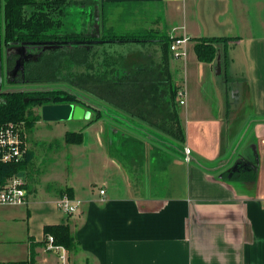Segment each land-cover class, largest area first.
I'll use <instances>...</instances> for the list:
<instances>
[{
	"label": "crops",
	"instance_id": "0c3cea01",
	"mask_svg": "<svg viewBox=\"0 0 264 264\" xmlns=\"http://www.w3.org/2000/svg\"><path fill=\"white\" fill-rule=\"evenodd\" d=\"M101 1L158 7L160 28L190 39L185 57H162L185 92L184 104L178 103L185 141L156 143L150 138L163 136L143 126L145 156L132 167L133 155L124 159L111 151L129 150L139 133L111 125L103 115L109 136L100 127L91 143L84 129L82 143L72 144L77 159L89 160L79 172L90 173L95 160L98 179L80 181L78 171L70 175L64 166L50 178L58 186L44 192L24 175L29 198L18 219L29 246H43L33 251L34 264H57V256L44 250L43 226L65 223L75 239V247L66 249L68 264H264V0ZM220 36L238 39L228 43L226 55L218 45L211 62L197 60L192 39ZM255 165V181L231 178ZM67 187L79 201L70 214L55 204ZM3 231L0 221V236ZM14 262L23 261H0Z\"/></svg>",
	"mask_w": 264,
	"mask_h": 264
},
{
	"label": "trees",
	"instance_id": "16d2710c",
	"mask_svg": "<svg viewBox=\"0 0 264 264\" xmlns=\"http://www.w3.org/2000/svg\"><path fill=\"white\" fill-rule=\"evenodd\" d=\"M87 2L91 3L89 0H0V48L7 50V69L19 71V77H8V88L0 90V125L23 121L29 127L38 119L29 112L33 106L71 102L95 111L98 119L99 113L104 112L102 105L98 107L97 104L103 103L107 113L123 114L183 143L185 132L177 111L178 88L171 82L167 66L148 59L136 65L132 72L120 74L116 58L110 61L106 56H99L103 53L99 48L110 43H155L169 48L170 37L152 30H109L104 24L103 8L112 4L102 1L96 5L99 10L95 6L97 11L89 12L91 29L60 30L68 10ZM237 39L225 36L193 38L194 53L197 60L211 62L218 45L226 55L228 43ZM20 47L24 52L21 65V54L17 51ZM225 58L227 60V56ZM58 82L59 85L53 84ZM63 140L67 144H80L83 134L66 131ZM28 162L29 152L20 162H0V183L13 174L23 173ZM256 177V165L249 171L231 173V178L255 181ZM63 195L72 197L71 188L62 189L60 196ZM49 234L65 249L75 247L67 223L44 225L42 242ZM30 248L29 260L34 264L32 244Z\"/></svg>",
	"mask_w": 264,
	"mask_h": 264
},
{
	"label": "rangeland",
	"instance_id": "374dc122",
	"mask_svg": "<svg viewBox=\"0 0 264 264\" xmlns=\"http://www.w3.org/2000/svg\"><path fill=\"white\" fill-rule=\"evenodd\" d=\"M91 3H84L82 6L77 5L75 7H71L68 10V15H66L62 20V27L60 30L64 29H72V30H79L85 28L86 30L91 29V22L92 20L89 18V12L93 9L95 12L99 10L96 5L100 2L96 0L98 3H93L95 0H89ZM95 6L96 9L95 10ZM160 9L158 7H146L142 5L137 6H124V5H105L103 8V12L105 15L104 24L106 27H109V30H114L118 32H125V31H132V30H152V31H159L161 34L167 35V27L164 26L160 28V24L157 22L158 15ZM96 24V22H93ZM170 43L176 37L174 34L169 33ZM190 39L188 38L187 41ZM194 41V40H192ZM170 46V44H169ZM188 44H186L187 48ZM19 51L21 50L18 48ZM4 58L5 53L7 50L4 48L3 50ZM100 57L103 58L106 56L112 61L113 59L116 60V65L119 67L120 74H126L133 71L134 67L138 64H141L145 61L153 60L154 62H162L163 58H174L172 53L170 52L169 48L162 47L161 48L157 44H141V43H110L105 44L103 47L99 48ZM163 53V54H162ZM171 54V55H170ZM163 55V56H162ZM104 62V60H103ZM103 66V65H102ZM3 69V70H2ZM2 73L4 72V66L1 67ZM4 76V75H3ZM173 81V78L171 79ZM5 82V77H3V81ZM54 85H59L58 83H53ZM7 82L3 84L2 88H8ZM44 86V85H39ZM0 89V90H1ZM79 105V104H78ZM105 106L103 103L97 104ZM102 108V107H101ZM88 110V109H87ZM90 111V110H89ZM102 111H104L102 109ZM178 117L180 106L177 105ZM31 114H35L38 119L34 121L32 125L26 126L24 125V131L26 135V145L29 152V164H32V168L34 171L30 174V167L25 170L24 174L30 179H35L38 182V187L41 188L44 192L52 190V186H58L57 183H54L50 179L51 177H58V169L66 168V171L71 175V173L75 171H80L78 169L79 165H86L89 164L88 157H85L80 154V157L77 159L74 152L77 149L76 146L72 144H67L64 142L63 137L66 131H74V132H81L82 130L87 131L88 135L90 136L91 143L94 142V139H97L95 134L96 131L101 127L104 128L105 133L111 134L107 129V123L115 124L116 127L120 126L122 129L128 127L130 130L138 132L140 136L139 143L138 141H134L131 143L129 150H123L118 152L114 148L113 151L115 153H121L122 155L127 153L133 155L132 158L129 160V165L138 166L145 156V147L143 149V142L144 140H148V134L145 130L141 129L142 126L137 122H131L133 119H130L128 116L125 115H116L115 117L110 115L109 113L105 114V118L108 120L105 122L100 114V118L96 119L97 113L95 111H90V115L87 121L82 122H66V121H44L41 119V106H33L29 109ZM123 115V116H122ZM129 118V123L126 118ZM102 118V120H101ZM180 119V117H179ZM131 125V126H130ZM136 129H135V128ZM148 127V126H145ZM150 128V127H148ZM152 131L157 132L156 130L150 128ZM109 132V133H108ZM159 133V132H157ZM116 135V134H115ZM113 136L116 139V136ZM162 138L159 137H152V141H156V143L160 144H169L167 140L177 142L161 133ZM121 140V138H118ZM154 139V140H153ZM98 140V139H97ZM106 142V141H105ZM144 144H147L144 142ZM176 144H180L177 142ZM78 145V144H77ZM132 146V147H131ZM30 148V149H29ZM77 151V150H76ZM78 152V151H77ZM35 155L36 161L34 165L33 157ZM124 156V155H123ZM124 159L126 157L124 156ZM77 164V165H76ZM93 166H90V173L87 171L85 174L81 171L78 173V180L82 181L86 176L88 179H98L100 172L96 167L95 160L92 162ZM248 167V166H247ZM32 169V170H33ZM87 174V175H86ZM82 177V178H79ZM46 179V180H44ZM50 179V180H49ZM41 180V181H40ZM49 180V181H48ZM25 207L18 206V207H0V215L7 216L8 219L5 220L4 218L0 219L1 225L3 226V234L0 236V261H23L29 263V256L31 252V248L29 246V240L25 239L26 233L24 232L25 226L23 222H20L18 219L19 212L22 210L24 211ZM44 245V242H43ZM38 248V251H41L40 245H36L34 250ZM33 250V251H34ZM25 260V261H24Z\"/></svg>",
	"mask_w": 264,
	"mask_h": 264
},
{
	"label": "built area",
	"instance_id": "2783aa9c",
	"mask_svg": "<svg viewBox=\"0 0 264 264\" xmlns=\"http://www.w3.org/2000/svg\"><path fill=\"white\" fill-rule=\"evenodd\" d=\"M187 38L175 37L170 43L169 50L175 59L186 56ZM177 101L180 105L185 102L184 90L178 89ZM24 123L10 122L0 125V162L12 163L20 162L25 159L28 152L26 145V135ZM185 159L189 160V148H184ZM100 194L104 190H99ZM29 193L27 182L23 175L13 174L7 177L4 182L0 183V206H24L28 203ZM55 204L66 214L74 213L77 210L79 201L70 198L67 195L60 196L55 200ZM44 250L57 256V264H68V255L64 246L55 243L51 234L44 237ZM8 264V263H0ZM11 264H29L28 262H14Z\"/></svg>",
	"mask_w": 264,
	"mask_h": 264
},
{
	"label": "water",
	"instance_id": "95a60500",
	"mask_svg": "<svg viewBox=\"0 0 264 264\" xmlns=\"http://www.w3.org/2000/svg\"><path fill=\"white\" fill-rule=\"evenodd\" d=\"M17 51L22 54L23 49L20 47ZM1 58L2 52L0 48V89L2 86L1 79H2V71H1ZM22 64V63H21ZM20 64V65H21ZM25 101H28L25 99ZM104 110L103 114H107L106 109L104 106H101ZM90 111L86 110L81 105L75 103H66V104H55V105H42L41 106V119L44 121H70V120H81L89 118Z\"/></svg>",
	"mask_w": 264,
	"mask_h": 264
},
{
	"label": "flooded vegetation",
	"instance_id": "af4514ba",
	"mask_svg": "<svg viewBox=\"0 0 264 264\" xmlns=\"http://www.w3.org/2000/svg\"><path fill=\"white\" fill-rule=\"evenodd\" d=\"M2 52V58H1V67L4 66V72L5 73H2V79H1V82L3 81V77H5V82L2 83V86L4 83L8 82V77H10V79H13V78H18L19 77V71H14L13 68L11 69H7L6 65H5V61H6V53H5V58H4V53L3 51ZM23 51H22V54L20 55V61H19V64H21L23 61H24V58H23ZM16 61V59H15ZM15 61L13 63V65L15 66ZM13 66V67H14ZM19 66V65H18ZM3 70V69H2ZM4 75V76H3ZM1 86V87H2ZM71 103H75V102H71ZM75 104H78V103H75ZM80 105V104H79ZM42 106V105H41Z\"/></svg>",
	"mask_w": 264,
	"mask_h": 264
}]
</instances>
